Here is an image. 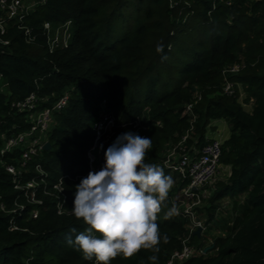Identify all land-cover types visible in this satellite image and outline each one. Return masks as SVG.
Segmentation results:
<instances>
[{"label":"trees","instance_id":"1","mask_svg":"<svg viewBox=\"0 0 264 264\" xmlns=\"http://www.w3.org/2000/svg\"><path fill=\"white\" fill-rule=\"evenodd\" d=\"M68 20V46L50 53L43 24L55 27ZM4 38L9 44H0V74L7 83L0 90V148L4 134L30 126L28 114L12 107L13 101L32 92L42 99L39 108L52 106L66 92L69 100L53 113L50 149L35 160L46 173L49 192L67 176L60 213L57 199L40 189L41 203H29L0 166L6 207L0 210V264H93L66 240L74 238L71 228L78 233L88 227L70 209L79 176L89 171L87 151L95 142V125L105 115L114 118V125L96 142L99 170L104 149L118 134L133 131L152 139L145 162L163 167L173 179L156 214L159 251L141 248L111 264H153L152 255L158 257L155 264H163L188 233V220L174 211L181 209L180 193L189 179L165 161L190 129L189 104L195 120L184 153L195 154L206 142L211 121L228 123L230 136L222 142L220 162L230 173L214 184L204 208L205 225L210 228L221 210H231L233 218L228 233L210 243L192 234L190 244L212 247L183 264H264V0H45L21 21H10ZM157 46L163 51L158 53ZM235 63L240 70L229 79L240 84L246 102L253 99L251 112L237 96L222 91V69ZM18 155L4 160L17 165ZM34 164H28L27 178L36 176ZM226 199L229 206L223 205ZM12 214L17 230L10 229Z\"/></svg>","mask_w":264,"mask_h":264},{"label":"built area","instance_id":"2","mask_svg":"<svg viewBox=\"0 0 264 264\" xmlns=\"http://www.w3.org/2000/svg\"><path fill=\"white\" fill-rule=\"evenodd\" d=\"M45 0H0V44L8 45L9 41L5 39L8 25L10 21H21L24 16L28 15L38 5L44 3ZM71 21L68 20L63 24L53 27L50 23L45 22L43 24L42 34L46 38V43L50 53L59 48H65L68 46L71 39L70 32ZM26 33L29 30L26 29ZM240 64L235 63L228 65L222 69L223 87L222 91L228 96H237L238 102L244 107L245 105L253 106V99L251 98L246 102L245 94L238 83H234L229 79L230 74H235L240 70ZM1 82H3L1 84ZM7 83L3 80L0 74V90L4 91ZM69 100V94L66 92L50 107L39 108L42 99L36 92L30 93L23 99L13 101L11 106L16 108L19 112H24L29 116L30 126L27 130L20 131L17 134H11L10 136L3 135V145L0 148V166L11 177V183L15 190L24 192V197L29 203L40 204L41 200L37 197L38 190L42 193L52 195L57 199L56 208L58 213L62 211L63 203L66 199L65 190L63 186V179L67 176H62L57 182L53 184L54 191H48L45 182V171L42 165L35 161L45 150L44 145L48 141V132L50 131L53 123V113L61 110L65 107ZM185 113L190 116V129L192 130V123L195 120V114L192 111V106L189 104L185 108ZM27 116V118H28ZM114 125V118L109 115H105L95 125V142L93 146L87 151L89 171L99 170V158L101 152L96 147V142L100 136L105 132H110ZM209 126V125H208ZM208 129V127H207ZM189 130L182 138L181 142L175 148H172L167 154V160L165 165L178 170L182 177H188L189 184L181 191L184 204L181 209H175V213L181 214L182 217L188 220L187 236L182 240V246L180 249L173 251L168 259L163 264H183L185 261L193 256L206 255L207 251L204 247H196L190 244V237L192 234H196V231L200 229L199 235H204L206 225L205 220L201 219L198 215L199 209L204 202H207L211 196L215 182L221 177V171L223 164L220 162L222 153V141L214 138H208L206 135V142L200 147L195 154L184 153L183 144L188 136ZM17 165L12 162L4 160L5 156H13L18 153ZM177 157V160L173 161L170 157ZM33 161L35 177L27 178L26 174L30 171L28 164ZM88 171V172H89ZM88 172L82 176L81 179L86 177ZM230 173V167H229ZM227 173L226 175H229ZM38 179V180H37ZM77 180V178H75ZM224 206H229V200H224ZM23 209L22 205H18ZM0 210L6 211V207L0 196ZM15 210H11L10 213H15ZM37 210H34L32 215L36 217ZM14 214L10 218V229L17 230L18 227L15 224ZM215 250H212L213 253Z\"/></svg>","mask_w":264,"mask_h":264},{"label":"clouds","instance_id":"3","mask_svg":"<svg viewBox=\"0 0 264 264\" xmlns=\"http://www.w3.org/2000/svg\"><path fill=\"white\" fill-rule=\"evenodd\" d=\"M156 51L162 52L163 47L157 46ZM151 148V137L120 133L104 149L100 170L89 171L75 186L71 213L88 227L78 233L71 228L75 235L66 243L84 260L111 264L116 257H131L141 248L159 251L156 214L173 179L163 167L145 162ZM157 259L150 257L153 264Z\"/></svg>","mask_w":264,"mask_h":264},{"label":"rangeland","instance_id":"4","mask_svg":"<svg viewBox=\"0 0 264 264\" xmlns=\"http://www.w3.org/2000/svg\"><path fill=\"white\" fill-rule=\"evenodd\" d=\"M2 83L3 82H1V84ZM210 130L211 129L208 126V129L206 131V135L207 136H210ZM170 159H172L173 161H175V160H177V157L176 156L170 157ZM226 169H227L226 167H222L221 177H225L226 176V174H227ZM169 191L171 192V190H169ZM173 196H175V194ZM223 202H225V201H223ZM183 206H184V204L182 206H180V207H183ZM206 206H207V203L204 202L203 205H202V207L199 209V212H198V214H199L198 216L201 219H204V220L207 219V214H206L207 212H204V208ZM70 211H71V209H70ZM230 212H231V210L229 211V209L228 210H221L218 213V215L216 216V219H215V221H213V223L210 226V228L207 227L205 229L204 237L207 239V243L212 242L213 239L215 237H217V236H225L228 233L229 227L232 225L231 223H232V218H233Z\"/></svg>","mask_w":264,"mask_h":264},{"label":"crops","instance_id":"5","mask_svg":"<svg viewBox=\"0 0 264 264\" xmlns=\"http://www.w3.org/2000/svg\"><path fill=\"white\" fill-rule=\"evenodd\" d=\"M243 109L247 112H251L253 106L245 105ZM209 127L211 130L210 136H207L208 138L218 139L223 142L230 136V129L225 119L213 120L212 122H210ZM223 167H226V171L227 173H229V166L223 165Z\"/></svg>","mask_w":264,"mask_h":264},{"label":"water","instance_id":"6","mask_svg":"<svg viewBox=\"0 0 264 264\" xmlns=\"http://www.w3.org/2000/svg\"><path fill=\"white\" fill-rule=\"evenodd\" d=\"M50 147H51L50 142H46L45 145H44V149H45V150H49ZM199 232H200V229H198V230L196 231V234H199ZM211 247H212V246H208V247H206V248H205V251L211 249Z\"/></svg>","mask_w":264,"mask_h":264}]
</instances>
